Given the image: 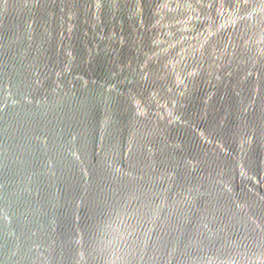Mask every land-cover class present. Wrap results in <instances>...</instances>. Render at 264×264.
<instances>
[{
    "label": "water",
    "instance_id": "95a60500",
    "mask_svg": "<svg viewBox=\"0 0 264 264\" xmlns=\"http://www.w3.org/2000/svg\"><path fill=\"white\" fill-rule=\"evenodd\" d=\"M0 264H264V0H0Z\"/></svg>",
    "mask_w": 264,
    "mask_h": 264
}]
</instances>
